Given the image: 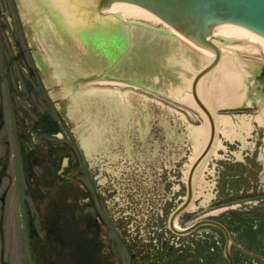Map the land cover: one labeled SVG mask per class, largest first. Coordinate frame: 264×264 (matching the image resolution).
<instances>
[{
  "label": "rangeland",
  "instance_id": "1",
  "mask_svg": "<svg viewBox=\"0 0 264 264\" xmlns=\"http://www.w3.org/2000/svg\"><path fill=\"white\" fill-rule=\"evenodd\" d=\"M24 3L23 0H0V50L7 57H14L16 51L19 52L18 41L22 35L20 20L23 19V27L35 45V50L41 57L49 59L50 55L43 48L42 35L45 34H40L42 32L34 28L36 19L26 17L33 13ZM132 15L133 17L125 16L128 24L125 42L128 43V49L133 41L132 30L135 27L158 35L164 32L169 34L170 29L164 22L143 15ZM40 19L41 16H38L37 20ZM214 35L212 32L211 36ZM231 43L221 41L218 44L222 46V52L232 53L235 50L245 60L261 58L263 63L257 64L254 72L248 76L253 78L255 71H259L264 64V46L257 44L255 53L246 55L243 44ZM92 44L93 41L91 46ZM146 49L147 46H144L142 50ZM134 50L138 55L134 56L135 53L127 56L130 60L126 61L130 62L131 67L125 74L138 79L140 84L94 78L78 81L65 79L64 82L56 79L53 65L48 66L43 73L34 67L31 78L33 106L40 113L47 109L61 120L62 126L58 131L41 132L38 128L33 140L26 142V145L31 144L36 148L40 155L30 183L23 178L22 158L18 150L20 140L17 134L12 133V128L16 132L18 123L10 116L7 128L0 132V159L10 161L11 172H5L0 166V193L12 183L7 207L5 211L0 208V216H5V264H108L107 257L101 253L108 229L96 211L101 214L104 209L108 216L119 218L125 229L129 248H134V227L131 225L128 231L126 220V214L133 212L130 198L139 199L145 204L142 209L144 221L141 224L147 223L145 230L151 232L154 248L161 244L162 237L171 234L176 236L169 228V218L185 198L184 196L182 199L185 195L183 180L192 164L190 160H195L192 158L195 155V139L191 136L190 129L201 125L207 118L198 114L187 103L160 92L158 89L162 90L164 82L153 80L156 74L161 75L163 72L154 67V64L139 60L142 51L139 47ZM104 53V49L101 51L94 47L92 55L84 54L88 59L81 60L80 64L85 65L89 74L99 73L103 66L96 63L102 60ZM125 53L115 55L117 65L125 57ZM152 56L155 59H151ZM152 56L148 60L153 63L159 59V55ZM61 59H64L63 56ZM126 61L124 59L123 64ZM137 61L138 70L135 69ZM89 69L95 70L89 72ZM125 69L128 70L127 65ZM63 73L70 77L76 75L77 70L69 67ZM74 83L76 84L73 85ZM255 84L257 85L256 81ZM64 85H72V88L64 91ZM125 90H128L129 98L118 103V99H121L120 92ZM258 90L259 95L264 94L260 87ZM254 101L255 105L236 103L239 106L212 109L220 114H229L230 119L236 122L239 116L249 115L250 124L246 128L227 130L226 125L219 122L218 137L223 145L214 146L213 151L202 162L203 165L198 170L195 169L194 199L191 206L176 220L181 228L206 217H224L228 221L239 209L251 208L254 204L259 207L258 212L264 211V156L261 157L264 151V124H260L256 118L260 114L258 111H263L264 106L261 107L262 103L258 98ZM31 118L30 126L35 120H40L33 112ZM145 127L149 128L147 133ZM222 129L226 130L221 132ZM96 130L97 137H94L92 131ZM229 131L232 139L226 140L225 135ZM57 146L59 150H56ZM112 149L114 165L110 166L108 163ZM249 152H253V156L248 155ZM64 154L76 160L74 164L77 173L71 180L62 176H68L69 171L73 173L66 168L67 162L62 158ZM58 159H64L66 169H63L64 165H58ZM26 162L30 169L34 167L29 160ZM145 179L149 182L144 183ZM244 188L254 189L259 197L246 204L230 202L229 206H221V202L235 199ZM85 189L91 191L93 197L94 192L96 193L97 202L93 203L89 196L84 199ZM176 191L179 198L173 196ZM25 200L34 219L32 249L25 226ZM205 207H208L209 212H201ZM128 220L130 224H136L134 218ZM106 221L110 223V219ZM87 223H90L89 230ZM99 226L103 228L100 229ZM192 234L196 232L181 236L179 241L195 240L196 235ZM233 236H237L234 230ZM157 238L159 241L156 242ZM260 244L264 248L261 240ZM135 248L139 249L140 246ZM256 252H259V246ZM204 253H207L206 248L202 250V254ZM260 254L264 256V253ZM123 257L127 264L130 254L125 249ZM262 260L257 259L256 264H262ZM220 261L221 259L217 260L219 264ZM0 264H3L1 235Z\"/></svg>",
  "mask_w": 264,
  "mask_h": 264
},
{
  "label": "bare ground",
  "instance_id": "2",
  "mask_svg": "<svg viewBox=\"0 0 264 264\" xmlns=\"http://www.w3.org/2000/svg\"><path fill=\"white\" fill-rule=\"evenodd\" d=\"M25 1L28 5L32 3V0ZM47 1L55 7L61 17V21L70 29L69 32L72 37L71 47L80 50L82 54H89L88 46L83 45V42L89 37H84L77 33L81 30L72 24V18H77V16L73 15L75 11L70 0ZM132 14L143 15L151 19L156 18V21L164 22L172 32L170 35L167 32L158 35L140 27H135L132 30L133 41L129 49L125 50L126 53L124 55L126 56L122 58L118 66L117 64L114 66L112 72L126 71L125 68H121L124 59L127 60V56L131 54L134 55L136 53L134 56L138 55L134 49L139 47L142 50L144 46H147L146 50L140 52L139 60L146 64H154V67H158V70L163 72L161 75L156 74L154 76L155 81L162 78L164 82L162 90L182 103H187L195 108L198 114L208 118L201 125H195L190 130V134L195 139V155L192 158H197L204 150L206 141L211 133L209 124L212 121L213 114L210 113V110L222 106L228 107V105L236 103L245 104V100L251 102L252 98L249 95L261 96L258 93L259 90L255 89V87H258L255 84V79L257 82H261L264 79L261 68L256 71V78L255 76L248 78V76L254 72L257 64H262L263 62L261 58L256 57L253 60H245L235 50L232 53L223 52L221 55L219 48L223 50L222 46L213 48L209 43V41L215 40V35L210 36L211 38L207 36L205 38L204 35H208L210 32L200 33V31L191 29L183 24V17H174V11L142 4L125 9V16L133 17ZM166 16L170 17L169 21ZM259 39L258 44L264 46V32L259 34ZM59 43L57 45L52 44V47L61 49V45L65 44V39L60 40ZM237 44L240 43H231V45ZM243 45L245 46L243 49L246 55L255 53L254 45ZM152 55H159V59L154 61V63L148 60ZM124 65L128 66L127 71H129L130 62L126 61ZM135 65V69L138 70V61ZM199 72L201 73L198 74ZM197 83L200 84L199 91H196ZM90 92H92V89ZM198 94L201 99L198 98ZM120 97L121 99H118V103L126 101L129 98L128 90L121 91ZM262 115H264V111L256 118L264 124ZM216 118L221 120L224 125H234V122L231 123L229 115L225 117V115L219 114L216 115ZM250 119L251 116L249 115L240 117L239 128L247 127L250 124ZM215 127L218 128L217 125ZM103 128L106 129L105 127ZM145 129L147 133L149 128L145 127ZM230 132H226V135L231 139ZM103 133H106L105 130H103ZM92 136L97 137V130L92 131ZM220 145H222V142L218 138V146ZM197 166L201 167V164L198 163ZM144 183H148L147 179H145ZM142 188L144 190L147 189L145 187Z\"/></svg>",
  "mask_w": 264,
  "mask_h": 264
},
{
  "label": "flooded vegetation",
  "instance_id": "3",
  "mask_svg": "<svg viewBox=\"0 0 264 264\" xmlns=\"http://www.w3.org/2000/svg\"><path fill=\"white\" fill-rule=\"evenodd\" d=\"M24 21L20 20L22 35L21 40L18 41L19 52L16 51L14 57H7L0 50V132L7 128L8 120L10 116L14 119L15 123H18L16 132L12 128L13 135L17 134L19 140L25 145V157L29 160L33 166H37L39 162V153L31 144H27L28 140H33V135L38 128L41 132L49 130H60L62 123L57 116H53L47 109L44 113L38 112L32 102L33 88L31 86V78L34 74V67L38 72H45V60L40 57L38 51L35 50V45L31 42L30 37L23 27ZM29 110V111H28ZM31 112L37 114L40 120H35L30 126ZM61 114V113H58ZM9 143V140L6 141ZM57 162L59 161L56 160ZM1 168L7 172H10V161L5 162L0 159ZM34 167L31 172H28L23 176L25 182L30 183L34 176ZM71 175V174H70ZM184 182V181H183ZM11 186H8L0 193V208L5 211L8 199L10 196ZM182 189V187H181ZM185 193L187 188L184 185ZM175 198L179 195L174 193ZM257 194L254 189H243L238 193V200L255 197ZM173 199V197H171ZM27 200L24 202V209ZM225 202H221L224 204ZM4 214L0 216V235L2 244H4ZM208 229H205V233H208ZM211 232H213L211 230ZM180 237H178L179 239ZM202 243L212 244L213 240L208 235L202 236ZM216 243L221 244L224 240V234L222 232L216 233ZM175 243L179 248L177 251L174 247L166 246L167 244H160L154 248L153 244L144 243L139 249L132 250L130 254V260L127 264H212L211 254L198 255L199 242L194 245L196 249L192 253H187L185 247L186 243L181 241H171ZM214 247V246H213ZM212 248V247H211ZM215 250V248H212ZM126 264L124 259L113 260L109 258L108 264Z\"/></svg>",
  "mask_w": 264,
  "mask_h": 264
},
{
  "label": "water",
  "instance_id": "4",
  "mask_svg": "<svg viewBox=\"0 0 264 264\" xmlns=\"http://www.w3.org/2000/svg\"><path fill=\"white\" fill-rule=\"evenodd\" d=\"M132 1V2H130ZM119 1L109 7L108 11L112 13H120L125 18V9L138 6L147 5L156 8H161L169 11H174V17H183V24L187 25L193 30L209 33L212 26V32L215 36H222L225 38L223 41L254 45L256 46L259 39V34L264 32V0H130ZM75 12L85 11L83 10L84 0H70ZM106 2H101L98 7L102 6ZM98 9V8H97ZM90 12V11H89ZM91 13V12H90ZM92 14V13H91ZM89 20L91 17L87 16ZM168 21L169 16H166ZM118 18H114L115 24L118 26V31L108 35L109 43H103L97 40L102 49L108 46H118L119 41H114L112 45V39L118 38L122 35V41L125 42V23L126 18L122 20L123 24H118ZM72 24L79 28L81 31H87L92 27L91 22L79 21L77 18H72ZM112 25V22H107L106 26ZM122 30V33H121ZM88 35V33H87ZM203 36V34H202ZM210 45L217 48L212 42ZM115 44V45H114ZM97 47V49H100ZM121 53V52H119ZM191 193L189 194L190 200ZM183 209V206L179 208L175 213L177 214ZM218 224L215 221H204ZM182 232V231H180Z\"/></svg>",
  "mask_w": 264,
  "mask_h": 264
}]
</instances>
